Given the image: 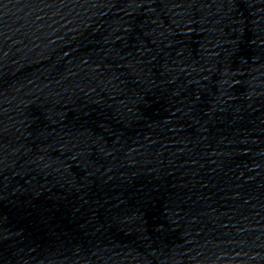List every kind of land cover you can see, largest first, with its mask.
Instances as JSON below:
<instances>
[{"label":"water","instance_id":"obj_1","mask_svg":"<svg viewBox=\"0 0 264 264\" xmlns=\"http://www.w3.org/2000/svg\"><path fill=\"white\" fill-rule=\"evenodd\" d=\"M0 264H264V0H0Z\"/></svg>","mask_w":264,"mask_h":264}]
</instances>
